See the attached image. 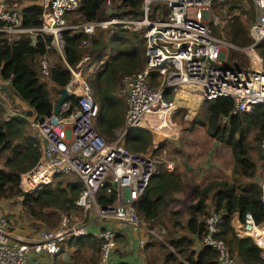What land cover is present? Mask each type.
Returning <instances> with one entry per match:
<instances>
[{
	"label": "built area",
	"instance_id": "2783aa9c",
	"mask_svg": "<svg viewBox=\"0 0 264 264\" xmlns=\"http://www.w3.org/2000/svg\"><path fill=\"white\" fill-rule=\"evenodd\" d=\"M249 1L255 17L247 28L250 42L236 46L211 30V25L218 24V17L210 11V6L213 2L223 5L224 0H140L138 19L112 16L106 9L107 18L79 26L66 25L64 14L77 9L80 0H43L41 24L37 28L22 27L20 11L0 0V32L8 42L20 34L33 39L36 34L44 33L50 36V46L62 55L60 32L65 28L79 27L89 35L95 26L132 25L143 30L145 56L140 70L124 74L118 81L116 89L124 101L125 111L123 126L113 141H104L93 127L98 105L81 75L87 53L75 66H67L70 77L65 88L74 99L63 100L55 113L51 110L40 119H35L33 114L29 116L41 148L36 162L19 176L21 191L30 192L49 184L61 174H72L81 187L73 201L75 214H61L56 226L40 230L35 238H11L6 218L0 215V264H46L38 260L39 255H58L66 242L86 236L92 221L104 223L93 234L99 240L98 264H120L114 252L116 231L113 225L136 233L140 246L158 238L133 208L155 171L156 160L150 153L128 149L121 139L131 128L168 126L170 116L178 108L174 98L164 97L167 87L194 88L203 100L229 97L232 113L248 112L264 103V66L259 47L264 38V0ZM108 3L106 0L104 6ZM240 5L237 3L229 13L223 10L221 25L238 14ZM81 45L87 46V40H82ZM230 50L241 62L239 68L225 66ZM44 58L39 60L41 75L47 73L51 64ZM91 67L86 70L90 71ZM151 71L157 73V78L165 77V84L151 85ZM151 147H157L153 139ZM259 148L264 150V138ZM172 167V161L166 162V170ZM260 186V201L264 204V179ZM100 192H113V203L99 204ZM205 206V233L195 246L212 247L216 251V264H241L229 254L225 243L215 237L219 214L209 199L205 200ZM230 225L237 237H248L259 247V264H264V219L256 223L252 215L245 212L241 220L236 217Z\"/></svg>",
	"mask_w": 264,
	"mask_h": 264
},
{
	"label": "trees",
	"instance_id": "16d2710c",
	"mask_svg": "<svg viewBox=\"0 0 264 264\" xmlns=\"http://www.w3.org/2000/svg\"><path fill=\"white\" fill-rule=\"evenodd\" d=\"M3 1L8 5H16V1ZM105 1L80 0L77 9L64 14V18H68L66 25L79 26L88 21L103 19ZM109 2L113 4L112 16L129 19L140 17V0ZM238 2L240 0H224V5L226 4L227 10L232 11ZM41 12L40 5L24 7L20 10V25L27 28L39 27ZM253 18L252 7L244 8L240 5L239 14L222 24V35L233 45L248 44L250 38L247 28ZM141 33L128 32L119 25L108 28L95 26L89 35L79 27L65 28L60 32L62 55H58L49 44L48 34L38 33L33 39L20 34L8 42L0 32V80L6 82L9 88L7 99L10 104L15 98L25 102L35 119L44 117L52 110L59 89L65 87L69 80L67 66H75L87 53L83 68L87 69L92 65L85 77L90 94L98 105V112L92 121L93 127L106 142H111L116 138L115 131L123 126L125 110L124 102L116 94L118 81L122 75L140 70L145 61ZM82 40H87L88 45L82 46ZM259 47L264 66V38ZM52 55L54 61L44 75L45 80H42L39 60ZM94 63L96 69L93 71ZM227 63L235 68L240 67L241 62L233 50L229 51ZM156 76L155 71L149 73L151 85L156 82ZM49 88L55 92L53 97ZM170 92L172 93L170 87L165 88L164 97ZM67 99L73 100L74 97L70 95ZM13 105L12 108L17 111ZM199 110L204 113L203 119L198 121L204 128V133L229 148L232 159L230 178L210 179L198 188L191 186L188 189L190 196L187 217L182 220L179 210L167 207L174 201L175 194L186 191V183L177 172L156 169L144 192L133 203V208L149 227L153 223L163 226L166 239L164 242H147L143 249L157 245L155 251L160 264H216V251L212 247L201 245L197 250L193 248L205 233V200L209 199L214 211L219 214L215 237L225 243L229 254L241 264H259V247L248 237L236 236L230 225V216L235 212L241 220L243 213L249 212L256 223L264 219V204L260 201L261 180L256 177L258 166L250 154L254 151L258 159L264 160V150L259 148V143L264 138V103L255 105L248 112L232 113V100L218 96L203 100ZM2 111L0 101V156H3L0 167V199L20 197V204L30 217L52 228L56 226L61 214L71 212L81 183L75 176L74 180L64 182L55 179L57 176H66L61 174L55 176L49 184L30 192H22L18 186L19 176L36 162L40 154L39 143L25 131V112L6 120L1 117ZM198 113L199 111L196 116ZM150 139L148 130L131 128L124 133L123 144L132 151L142 152L147 149ZM114 199L113 192H100L97 195L99 204H110ZM88 237V247L97 254L99 240L91 235ZM84 238L68 242L74 241L76 249L80 251L86 244ZM96 259L95 255L93 263Z\"/></svg>",
	"mask_w": 264,
	"mask_h": 264
},
{
	"label": "rangeland",
	"instance_id": "374dc122",
	"mask_svg": "<svg viewBox=\"0 0 264 264\" xmlns=\"http://www.w3.org/2000/svg\"><path fill=\"white\" fill-rule=\"evenodd\" d=\"M12 1L14 2L16 1V5H12L13 3H10L9 6L11 5V7L18 8V6L20 5V1H17V0H12ZM238 3H240L244 8H248L249 6L252 7L251 2L249 0H240V2ZM225 7H226V4L217 6L215 2H213L210 6V11L218 17V24L211 25L212 33L216 36L222 35L221 14L223 13V10H226L228 13L231 12L227 10ZM106 9H109V11L113 13V4L109 2L107 5L104 6L103 12H102L104 15L103 19L107 18L108 16L106 13ZM238 14H239V10H238ZM253 15H254V12H253ZM67 19L64 18L65 23H67ZM119 26L126 29L128 32L130 31V32H142L143 33L142 29H139L132 25H128V26L119 25ZM213 29L216 30V32H214ZM55 53L59 55L57 50H55ZM52 56H48V57L46 56L45 58L47 59L44 58L47 64L52 63L54 61L53 59L54 56L53 57ZM231 65H232L231 63H227L225 66H231ZM241 65L242 64L240 63V66ZM95 69L96 68H95V63H94L93 71ZM88 74H89V71H87L85 68L82 69L81 75L85 78L86 81H87V77L85 76H87ZM40 77L42 80H45L44 75H41ZM155 81L156 82L153 84V86H158L160 84L162 85V84H165L166 82L165 77L157 78V76H156ZM170 88H171L172 93L170 92L165 97L167 100H171L173 99V97L175 98V93L179 91L178 87L171 86ZM190 89L192 92H195V94H198L196 89L194 88H190ZM49 91H50L51 96L53 97L55 95L54 94L55 92L50 90V88H49ZM116 94H117V97H119L123 101L117 89H116ZM187 97L183 98V96H178L175 98L176 99L175 102H177L176 105L178 109L175 113H173L170 116V123L168 124L167 127H160V128L155 129L154 127H148L145 125L141 126L143 129L149 130L151 132V138L155 140L157 143V147H151V142H150L147 149L145 151H142V153L144 152L150 153L152 156H154L156 160L155 170L165 169L166 162L172 161L173 167L170 169V171L178 172V170L181 167H184L185 165L187 166V164H184V159H186L187 157L186 156L185 158L183 157L185 155V152L183 150V144L181 140H198L199 142L196 147V153H197V156H199L198 157L199 161L195 163L196 166L194 167H197L196 169L200 170L201 174H206L205 175L206 177L211 176L212 178L218 177V179L229 180V176H227L228 166H230V163H231L229 160L230 158L229 148H228V151H226L225 148L227 146L225 144H222L219 146H212L211 143L210 144L207 143L206 140H213V139L208 137L204 133V128L200 124H198V121L203 119V116H204V113L198 108L202 99L199 101H192V100H188L190 96H187ZM178 99H182L184 103L180 104L178 102ZM0 101H1V106L3 108L1 117L6 120L12 117L13 115H16L18 113L24 114L25 112V110H23L25 104L21 105L20 101L16 100V103H15L11 100L13 104H16L18 106L17 111H15L14 108H12L11 106L12 104H10V100H8L6 97L0 98ZM198 111L199 113L196 116V113ZM195 118H196V121L193 120ZM25 119H26V125H25L26 133H28L30 136H33L35 139H37L36 130L34 126L31 124L32 118H30L28 115L25 114ZM119 132L120 130L115 131V137H117ZM104 141H106V139H104ZM121 142L123 143V138L121 139ZM208 148H211V149H208ZM250 154H251L252 160L258 166L256 177L258 180H263L264 179V160L258 159L257 154L254 151H252ZM2 160H3V156H0V167L2 165L1 164ZM214 160L216 161V165L213 164ZM190 162L193 163V160H190ZM206 177H199L197 175L191 177V176H186L183 174V180L187 185V189L183 193L180 192V193L175 194L174 201L171 202L169 204V207L167 208L179 210L181 213L182 220L185 219V217H187V208L189 206L190 192L188 191V189L191 186H193L192 180L193 179L198 180V186H197L198 188L205 181L208 180L206 179ZM55 179H60L62 182H64L66 180H74L75 178L72 174H66V176H64L63 178L61 176H57ZM71 211H75V210L71 209ZM151 228H153L155 233H157L158 235L157 239H151V240L153 242H164V240L166 239V231H164L163 226H160L157 223H153L151 224ZM75 245L76 243H74V241H71V242L65 243V248L72 247L71 250H73ZM156 247L157 245L147 249V255H146L147 264H160L158 253L155 251ZM167 248L170 249L168 246ZM90 249L85 248V251H83L81 254H76V255L74 254L73 259H71V261L68 264H90V263L94 264L95 262L93 263L92 261L95 259V255L97 256V261H98V253L95 254V252L92 249L91 250Z\"/></svg>",
	"mask_w": 264,
	"mask_h": 264
},
{
	"label": "crops",
	"instance_id": "0c3cea01",
	"mask_svg": "<svg viewBox=\"0 0 264 264\" xmlns=\"http://www.w3.org/2000/svg\"><path fill=\"white\" fill-rule=\"evenodd\" d=\"M0 83H6V82L0 80ZM178 90L179 91L175 93V98L178 96H181L184 92L185 95L191 97L189 99L192 101H199L202 99L199 94H195V92H192L191 89L188 87L180 86V87H178ZM181 91H183V92L181 93ZM185 95H183V96L187 97ZM3 97H6V96L0 90V98H3ZM15 99L12 100L15 103H16V100L20 101L18 99H16V100ZM202 101H203V99H202ZM178 102L180 104L184 103L182 101V99H180V100L178 99ZM23 104H25L23 110L30 109L29 107H27L25 102H21V105H23ZM12 105H13V103H12ZM13 106H15V108L18 110V106L16 104H14ZM193 120H195V119H193ZM149 133L151 136L150 131H149ZM206 141L208 144L211 143L212 146L222 145L221 142H217L215 140H206ZM181 142L183 144V150L185 152V155L183 157L184 158H185V156L187 157L186 159H184V164H187V166L185 165L184 167H181L177 172L179 177L181 178V180L184 181L183 180V174L186 176H191V177L196 176V175L199 177H206L205 176L206 174H201V171L196 169L197 167H194V166H196L195 163H197V161H199L198 160L199 156H197V153H196V147H197V144L199 141L198 140H181ZM38 143H39V148H41V142L38 141ZM208 149H211V148H208ZM225 149H226V151H228V147H226ZM190 160H193V163H191ZM229 160L231 163H230V166H228L227 176H229V178H230V169H231V164H232L231 156H230ZM213 164L216 165L215 160L213 161ZM206 179L210 180V179H216V178L215 177L212 178L211 176H207ZM217 179H218V177H217ZM192 183L195 187L198 186V180L193 179ZM19 200H20V197H15L14 199L13 198H2V199H0V215H3L6 218V229L8 231V235L13 239L28 240L31 238H35L37 236L38 232L42 229H45L46 226L41 221H39L37 219H33L32 217H30L25 212L23 207L21 206ZM70 213L75 214V211H71ZM236 217H237V215L234 212L230 216V223L234 222ZM103 225H104V223H100L97 221L89 222V225L87 227L88 233L86 236H82V237H85L84 240H85L86 244L83 246V249H81L80 251H78L76 249V245L74 246L73 250H71L72 247L65 248V246H64V248L62 249V251L58 255H55L52 257H47L45 255H39L38 260L45 262L46 264H68L71 261V259H73L74 254L75 255L81 254L83 251H85V248L90 249V247H88L87 241H86L87 238H89L88 236L91 235L97 239V237H95L93 234H94V232L97 231L98 228L103 227ZM113 226H114V230L116 231V234H115L116 249L114 252L117 254V258H118L119 263L120 264H147V262H146V260H147V258H146L147 249H143V245L145 243L142 246L138 245V235L136 233H133L129 228H119V227L117 228L115 225H113ZM199 247H200L199 245L198 246L194 245L193 248L195 250H197ZM90 264H92V263H90ZM94 264H98L97 259L95 260Z\"/></svg>",
	"mask_w": 264,
	"mask_h": 264
},
{
	"label": "water",
	"instance_id": "95a60500",
	"mask_svg": "<svg viewBox=\"0 0 264 264\" xmlns=\"http://www.w3.org/2000/svg\"><path fill=\"white\" fill-rule=\"evenodd\" d=\"M20 1V5L18 6V10L23 9L24 7L30 6V5H42L43 0H19ZM45 2H47L48 0H44ZM0 90L3 91V93L5 94L6 97L9 96V88L7 86L6 83H0ZM69 97L68 92L66 91V88H60L59 89V95L58 97L55 99L54 105H53V109L52 112L55 113L58 110V107L60 105V103L67 99ZM25 114L30 116L32 115V111L31 109H28L25 111ZM113 186H115L114 183H112Z\"/></svg>",
	"mask_w": 264,
	"mask_h": 264
},
{
	"label": "bare ground",
	"instance_id": "6f19581e",
	"mask_svg": "<svg viewBox=\"0 0 264 264\" xmlns=\"http://www.w3.org/2000/svg\"><path fill=\"white\" fill-rule=\"evenodd\" d=\"M182 92H183V91H181V93H182ZM185 92H186V91H185ZM179 93H180V92H179ZM181 93H180V94H181ZM183 95H185L184 92H183V94H182L181 96H183ZM186 96H187V95H186ZM183 98H184V96H183ZM190 98H191V97H190ZM179 100H180V99H179ZM185 100H186V99H185ZM189 100H190V99H189ZM176 103H177V102H176ZM191 103H192V102H191Z\"/></svg>",
	"mask_w": 264,
	"mask_h": 264
},
{
	"label": "flooded vegetation",
	"instance_id": "af4514ba",
	"mask_svg": "<svg viewBox=\"0 0 264 264\" xmlns=\"http://www.w3.org/2000/svg\"><path fill=\"white\" fill-rule=\"evenodd\" d=\"M20 11V10H19Z\"/></svg>",
	"mask_w": 264,
	"mask_h": 264
}]
</instances>
